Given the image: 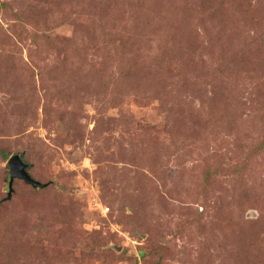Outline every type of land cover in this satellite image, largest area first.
I'll list each match as a JSON object with an SVG mask.
<instances>
[{
	"label": "rangeland",
	"instance_id": "obj_1",
	"mask_svg": "<svg viewBox=\"0 0 264 264\" xmlns=\"http://www.w3.org/2000/svg\"><path fill=\"white\" fill-rule=\"evenodd\" d=\"M0 264H264V0H0Z\"/></svg>",
	"mask_w": 264,
	"mask_h": 264
},
{
	"label": "water",
	"instance_id": "obj_2",
	"mask_svg": "<svg viewBox=\"0 0 264 264\" xmlns=\"http://www.w3.org/2000/svg\"><path fill=\"white\" fill-rule=\"evenodd\" d=\"M7 166L9 169V191H11V185L14 178L23 180L25 183L30 184L32 187L43 188L45 186L44 183L33 179L29 175V173L27 172L28 165L21 159L19 154L10 156L7 160ZM8 196H10V192L8 193Z\"/></svg>",
	"mask_w": 264,
	"mask_h": 264
}]
</instances>
